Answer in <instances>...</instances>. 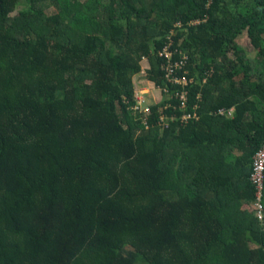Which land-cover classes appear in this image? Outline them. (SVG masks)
Masks as SVG:
<instances>
[{"label": "trees", "instance_id": "1", "mask_svg": "<svg viewBox=\"0 0 264 264\" xmlns=\"http://www.w3.org/2000/svg\"><path fill=\"white\" fill-rule=\"evenodd\" d=\"M22 1L0 0V264H264V222L226 187L264 144V0ZM176 21L184 109L157 55Z\"/></svg>", "mask_w": 264, "mask_h": 264}, {"label": "built area", "instance_id": "2", "mask_svg": "<svg viewBox=\"0 0 264 264\" xmlns=\"http://www.w3.org/2000/svg\"><path fill=\"white\" fill-rule=\"evenodd\" d=\"M200 19H193L190 21V25L195 26L200 23ZM184 26L182 22L176 21L174 22L170 31L166 34L163 45L159 48L157 53L158 57L161 59V70L164 73V78L168 85L175 87L173 90L169 91V87L167 86L163 91L168 94L170 99L179 100L182 109L187 106L188 102V90L187 86L193 82L192 77H187L189 74V70L187 65L190 61V54L183 47V37H180L178 41L175 40V35L180 29H183ZM144 60V59H143ZM182 73V74H181ZM208 74V76H210ZM206 78H204L203 83L206 82ZM201 95H198L200 99ZM136 105L133 107L135 112L141 113L140 118L143 119L145 125H147V117L151 113V106L156 103H147L150 101L148 96L143 97L142 100H137V94L135 93ZM171 104L165 107L167 110ZM199 105H195L191 113H187L182 115L181 124L187 123L188 121H197L200 119L198 115ZM211 114L215 116H225L229 118H233L235 114V108H222L216 112H212ZM167 113L159 111V125L163 127V125H167ZM251 173L249 177V181L254 190V199L252 203V210L255 213V216L258 220L264 222V144L262 147L257 150V152L253 156L252 165H251Z\"/></svg>", "mask_w": 264, "mask_h": 264}, {"label": "rangeland", "instance_id": "3", "mask_svg": "<svg viewBox=\"0 0 264 264\" xmlns=\"http://www.w3.org/2000/svg\"><path fill=\"white\" fill-rule=\"evenodd\" d=\"M29 7V4H28V1H22L20 3V5L18 6V9L16 11L19 12L20 10H23V9H27ZM54 10V8H50L49 11L52 12ZM239 43L241 46H243V48L245 49V52L248 56L249 59H254L256 57V51L253 49V47L251 46L250 42H249V39L245 34L241 35L238 39ZM142 65V72L139 74V76H145L146 77V70L149 69V65H148V62H147V59H144L141 63ZM138 76V77H139ZM138 77H134V81L137 83V84H140L142 85V89H138L136 87L135 91H136V94H137V100H142L143 97H146L148 96V98L150 99V101H147V103H157L159 102L161 99L160 97L157 95L160 90H158L155 86H154V83L150 82L149 80L147 79H142V78H138Z\"/></svg>", "mask_w": 264, "mask_h": 264}, {"label": "crops", "instance_id": "4", "mask_svg": "<svg viewBox=\"0 0 264 264\" xmlns=\"http://www.w3.org/2000/svg\"><path fill=\"white\" fill-rule=\"evenodd\" d=\"M136 77H138V76H136ZM138 78H142L144 80L146 79L145 76H139ZM134 83H135V89H136V87L138 89H140L142 87V85L137 84L135 81H134ZM220 109H222V108H220ZM218 110H216V111H218ZM216 111H213V112H216ZM222 117H225V116H222ZM226 118H229V117H226ZM249 171H250V166L245 168L246 178L244 177L238 181H235V184H232V187H231V185L226 186V187L232 193L235 194L234 198H233L234 206L236 208H240L241 211L245 210L246 212L251 213V212H253L252 211L253 199L251 197L253 188L247 179V174L248 175L250 174Z\"/></svg>", "mask_w": 264, "mask_h": 264}]
</instances>
